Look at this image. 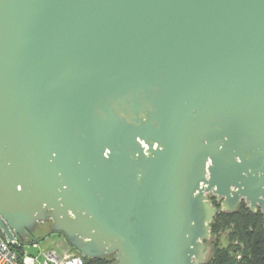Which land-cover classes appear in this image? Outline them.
<instances>
[{
  "label": "water",
  "instance_id": "1",
  "mask_svg": "<svg viewBox=\"0 0 264 264\" xmlns=\"http://www.w3.org/2000/svg\"><path fill=\"white\" fill-rule=\"evenodd\" d=\"M242 202L264 217V0H0L9 242L205 264Z\"/></svg>",
  "mask_w": 264,
  "mask_h": 264
},
{
  "label": "trees",
  "instance_id": "2",
  "mask_svg": "<svg viewBox=\"0 0 264 264\" xmlns=\"http://www.w3.org/2000/svg\"><path fill=\"white\" fill-rule=\"evenodd\" d=\"M219 207L214 197H209ZM213 240V254L205 264H264V217L259 211L253 213L241 203L235 213H217L210 225ZM48 234H51L48 232ZM31 235L21 244H33L42 240ZM223 241L227 243L224 246ZM236 241V242H235ZM236 243V245H234ZM84 264H115L111 257L87 260Z\"/></svg>",
  "mask_w": 264,
  "mask_h": 264
},
{
  "label": "built area",
  "instance_id": "3",
  "mask_svg": "<svg viewBox=\"0 0 264 264\" xmlns=\"http://www.w3.org/2000/svg\"><path fill=\"white\" fill-rule=\"evenodd\" d=\"M28 245L21 244L17 239L9 242L0 230V264H84L81 255L59 253L55 249L43 251L34 257L26 252ZM30 245L38 248L37 243Z\"/></svg>",
  "mask_w": 264,
  "mask_h": 264
},
{
  "label": "rangeland",
  "instance_id": "4",
  "mask_svg": "<svg viewBox=\"0 0 264 264\" xmlns=\"http://www.w3.org/2000/svg\"><path fill=\"white\" fill-rule=\"evenodd\" d=\"M209 197H213V196L209 194L207 196V198H209ZM43 226L44 225H41V224L37 225V228L35 231H37L38 233H36L33 237V239H35V240L42 239V240L37 241L38 248H33L32 245H30V244L25 247V250L29 255H32L35 257L39 253H41L43 251H48L51 249H55L59 253L68 252L69 254H72V255L78 254L77 252H75L74 249H70L66 246L67 243L64 241V239L62 237H60L57 234H48V232H49L48 226L46 225L45 228ZM213 240H214V238L211 237V239L208 241V245L211 248L208 260L211 258L212 254H213ZM223 243H224L223 244L224 246L227 245V243H225L224 241H223ZM234 245H236V243H234ZM208 260H207V262H208Z\"/></svg>",
  "mask_w": 264,
  "mask_h": 264
},
{
  "label": "flooded vegetation",
  "instance_id": "5",
  "mask_svg": "<svg viewBox=\"0 0 264 264\" xmlns=\"http://www.w3.org/2000/svg\"><path fill=\"white\" fill-rule=\"evenodd\" d=\"M50 224H51V222L49 221V222H47V223H43V224H41V225H44L43 227L45 228L46 227V225L48 226V228H49V226H50ZM37 228V227H36ZM36 230V229H35ZM36 233H38L37 231H34L33 232V234H31V235H35ZM58 235V234H57ZM60 237H62L61 235H59ZM66 246L68 247V248H70V249H73L71 246H69L68 244H66ZM76 252V251H75Z\"/></svg>",
  "mask_w": 264,
  "mask_h": 264
}]
</instances>
